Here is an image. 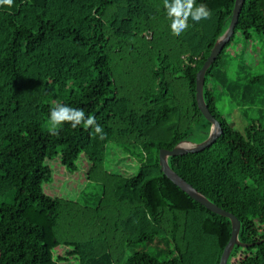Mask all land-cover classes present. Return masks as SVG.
Returning <instances> with one entry per match:
<instances>
[{"label":"trees","instance_id":"16d2710c","mask_svg":"<svg viewBox=\"0 0 264 264\" xmlns=\"http://www.w3.org/2000/svg\"><path fill=\"white\" fill-rule=\"evenodd\" d=\"M235 0H196L211 17L172 33L163 0H13L0 5V264H218L230 220L172 182L160 149L199 141L211 123L195 97L196 73L228 27ZM264 35V0H243L233 33L204 75L203 96L222 129L206 148L168 157L197 191L240 221L226 264H264V124L235 130L217 108L210 79L238 35ZM55 103L83 108L100 124L43 128ZM152 158L109 169L106 145ZM118 150V149H117ZM132 150V149H131ZM126 151V159L136 157ZM121 151V150H120ZM133 156V157H132ZM107 158V161H106ZM135 167L137 169H135ZM102 186L94 207L69 192L73 177ZM166 237L168 254L125 246Z\"/></svg>","mask_w":264,"mask_h":264},{"label":"rangeland","instance_id":"374dc122","mask_svg":"<svg viewBox=\"0 0 264 264\" xmlns=\"http://www.w3.org/2000/svg\"><path fill=\"white\" fill-rule=\"evenodd\" d=\"M220 67L213 71L214 76L210 79L209 86L212 87L221 114L241 133L251 119L264 124V35L252 31L247 41L237 35L224 52ZM47 124L48 119L43 122V128L47 129ZM198 128L192 131L189 141H199ZM127 150H131L144 163L153 156V152L145 154L135 145L129 149L109 143L106 145V152L107 155L110 152L108 166L110 164L111 171L127 172L126 166H134L139 161L133 156V160L128 161V154H125L128 153ZM83 172L80 171L73 177L68 189L80 204L94 207L102 195V186L97 182L86 181ZM12 200L9 194L0 195V204L10 203ZM170 247V241L162 236L146 242L131 243L125 246L122 260L139 251L164 256L168 254ZM89 264H109V259L105 254L90 260Z\"/></svg>","mask_w":264,"mask_h":264},{"label":"water","instance_id":"95a60500","mask_svg":"<svg viewBox=\"0 0 264 264\" xmlns=\"http://www.w3.org/2000/svg\"><path fill=\"white\" fill-rule=\"evenodd\" d=\"M242 2L243 0H235L228 27L216 39L209 54L207 55L203 64L201 65V67L196 73V80H195L196 102H197V105L200 111L204 115V117L211 123L210 130H209L207 137L198 142H191L189 140H183L179 142L178 144H176L175 146H173L171 149L162 148L158 152V160H159L160 168L172 182L178 185L189 196L194 198L196 201L201 203L203 206H205L209 210L217 214L223 215L230 220V223H231L230 237L228 239V242L223 248L218 264H226L229 253L235 244L244 245V243L238 240V233L240 230V221L233 213L222 209L217 204L210 201L206 196H204L202 193L197 191L191 184H189L183 178H181L170 167L169 162H168V157L202 150L206 148L207 146L211 145L222 131L219 122L210 113L208 106L206 105L205 100H204V96H203L204 75H205L207 68L213 63V61L216 59V57L219 55V53L223 49L224 45L230 39L233 33V30H234L236 21L238 19L241 7H242ZM184 142H187L190 145L188 147H181V143H184Z\"/></svg>","mask_w":264,"mask_h":264},{"label":"clouds","instance_id":"9594fccd","mask_svg":"<svg viewBox=\"0 0 264 264\" xmlns=\"http://www.w3.org/2000/svg\"><path fill=\"white\" fill-rule=\"evenodd\" d=\"M13 0H0V5L11 7ZM167 18L171 21L172 33L179 36L188 28L191 18L199 22L211 17V11L205 4H196V0H163ZM69 124L76 129L83 126L84 129H93L94 134L100 139H105L103 127L97 123L95 116L85 113L83 108H74L66 104L55 103L50 108L47 131L50 135H59L61 127Z\"/></svg>","mask_w":264,"mask_h":264},{"label":"bare ground","instance_id":"6f19581e","mask_svg":"<svg viewBox=\"0 0 264 264\" xmlns=\"http://www.w3.org/2000/svg\"><path fill=\"white\" fill-rule=\"evenodd\" d=\"M190 144L187 142L181 143V147H188Z\"/></svg>","mask_w":264,"mask_h":264},{"label":"built area","instance_id":"2783aa9c","mask_svg":"<svg viewBox=\"0 0 264 264\" xmlns=\"http://www.w3.org/2000/svg\"><path fill=\"white\" fill-rule=\"evenodd\" d=\"M141 163H142V161H140V160L139 161H136V165L137 166L141 165Z\"/></svg>","mask_w":264,"mask_h":264},{"label":"crops","instance_id":"0c3cea01","mask_svg":"<svg viewBox=\"0 0 264 264\" xmlns=\"http://www.w3.org/2000/svg\"><path fill=\"white\" fill-rule=\"evenodd\" d=\"M219 68H221V67H219Z\"/></svg>","mask_w":264,"mask_h":264}]
</instances>
